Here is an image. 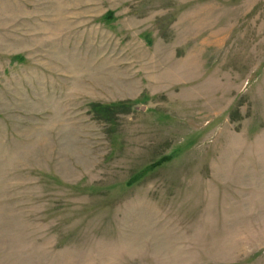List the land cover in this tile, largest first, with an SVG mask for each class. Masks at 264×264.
Segmentation results:
<instances>
[{
  "label": "rangeland",
  "instance_id": "374dc122",
  "mask_svg": "<svg viewBox=\"0 0 264 264\" xmlns=\"http://www.w3.org/2000/svg\"><path fill=\"white\" fill-rule=\"evenodd\" d=\"M0 264H264V0H0Z\"/></svg>",
  "mask_w": 264,
  "mask_h": 264
},
{
  "label": "trees",
  "instance_id": "16d2710c",
  "mask_svg": "<svg viewBox=\"0 0 264 264\" xmlns=\"http://www.w3.org/2000/svg\"><path fill=\"white\" fill-rule=\"evenodd\" d=\"M128 106H130V102L127 103H118V104H113V105H108V106H104L101 105L99 106L97 109L102 111V114L105 113H109L111 110H119L120 108L126 109Z\"/></svg>",
  "mask_w": 264,
  "mask_h": 264
},
{
  "label": "bare ground",
  "instance_id": "6f19581e",
  "mask_svg": "<svg viewBox=\"0 0 264 264\" xmlns=\"http://www.w3.org/2000/svg\"><path fill=\"white\" fill-rule=\"evenodd\" d=\"M120 246V245H119Z\"/></svg>",
  "mask_w": 264,
  "mask_h": 264
}]
</instances>
